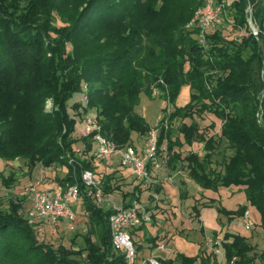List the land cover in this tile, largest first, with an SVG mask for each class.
Returning <instances> with one entry per match:
<instances>
[{
  "label": "trees",
  "instance_id": "1",
  "mask_svg": "<svg viewBox=\"0 0 264 264\" xmlns=\"http://www.w3.org/2000/svg\"><path fill=\"white\" fill-rule=\"evenodd\" d=\"M204 1L83 0L78 10L75 1L0 0V160L4 166L16 160L28 173L36 165L65 167L59 184L78 185L89 225L76 251L36 242L25 217L17 213L18 204L8 198L6 209L0 208V263H123L111 247L110 208L94 205L79 180L81 171H91L95 132L84 138H74L73 133L79 120L93 116L97 133L117 149L136 146L150 127L134 107L140 93L149 96L152 87L158 89V97L173 104L170 118L178 120L173 137L172 131L159 129L157 147L164 142V166L171 171L183 168L202 189L237 185L246 203L257 210L264 232V0H211L223 5L225 33L211 27L200 42L198 30L185 26ZM247 5L258 30L256 40L246 29ZM237 31L240 36L233 37ZM183 86L188 99L177 106ZM77 93L80 99L68 105ZM47 100L52 104L49 112L43 110ZM203 114L219 121L217 129L209 124L213 134L207 137L194 119ZM194 142L202 144L200 156L180 152ZM222 142L228 154L212 159ZM14 179L9 172L0 183L9 187ZM114 179L113 173L97 179L103 194L119 188ZM132 199L138 200L135 190ZM198 205L207 206L194 202V217ZM245 208L215 210L230 220ZM89 234L95 238L90 240ZM155 239H148L151 246ZM221 245L226 260L236 256V263L242 264L251 259L245 256V239L237 234L225 230ZM259 255L264 259V249ZM165 262L217 264L200 246L194 255L174 252Z\"/></svg>",
  "mask_w": 264,
  "mask_h": 264
},
{
  "label": "built area",
  "instance_id": "2",
  "mask_svg": "<svg viewBox=\"0 0 264 264\" xmlns=\"http://www.w3.org/2000/svg\"><path fill=\"white\" fill-rule=\"evenodd\" d=\"M222 12V4H214L211 0H205L195 10L185 27H195L198 30L197 38L201 42L203 40L202 33L206 29L211 27L224 29V24L220 18ZM244 12L246 14V29L256 40L258 30L252 20L249 5L246 6ZM240 34L241 32L237 31L233 34V37L240 36ZM151 93L152 95H158V89L152 87ZM81 102L84 104L85 97L81 98ZM158 122L163 129H166V121L162 123L158 118L156 123ZM75 130L78 138H84L91 132H95L92 137L94 160L107 162L116 154L119 168L127 170L134 181L140 185L142 184L144 188H148L151 184V174L165 164V145L163 143L158 150L159 131L157 128L148 129L140 146L128 145L121 149H117L111 141L97 133L98 126L93 116L83 117L81 121L75 124ZM79 180L85 188V194L94 205H106L110 208L107 223L111 247L114 253L122 257V264H167L165 260L174 256V252L164 242H157L154 246H148V253L145 255L137 251L131 237V230L150 221V211L138 200L132 199L126 206L110 202L105 198L97 179L89 170L81 171ZM78 193L77 184H65L63 187L51 188H40L38 184H30L21 194L23 202H26L25 208L21 211L22 215L28 223L45 222L50 225L67 219L70 223L69 228L73 229L72 224L75 220V213L68 201L79 200ZM239 218L244 230H251L256 225L247 208L244 209ZM200 248L210 252L217 264H237L238 258L236 256L226 260L221 239L205 237ZM154 251H159L163 255H157L153 253ZM259 254L260 251L242 264H264V259Z\"/></svg>",
  "mask_w": 264,
  "mask_h": 264
},
{
  "label": "rangeland",
  "instance_id": "3",
  "mask_svg": "<svg viewBox=\"0 0 264 264\" xmlns=\"http://www.w3.org/2000/svg\"><path fill=\"white\" fill-rule=\"evenodd\" d=\"M68 1H75L74 6L76 9H80L83 0H65L64 3ZM197 9V8H196ZM245 14V12H244ZM246 15V14H245ZM251 17L252 11H251ZM40 17H37V21H39ZM65 22V21H64ZM55 25H59V23H55ZM225 33V30L220 29ZM188 88L183 86L180 88L178 96L175 100V105L181 106L186 103L188 99ZM81 97L80 93L74 94L69 100L68 105L71 103L78 101ZM166 98L158 97V95H152L150 92L149 96H146L143 93H140L138 97V101L136 106L134 107V112L143 117L145 122L149 125L150 128H157L158 131L161 128L160 123H156V120L159 118L162 123L166 121V132L170 130L172 137L176 134L177 129V119H171L170 115L173 112L174 106L173 104L166 101ZM69 108V106H68ZM52 109V104L50 100H47L44 104L43 110L45 112H49ZM74 114V112L69 111V114ZM195 121L198 124L199 132H201L205 137L213 134L210 123H213L214 128L217 129L219 126V121L214 119L210 114H203L201 117H194ZM177 120V121H176ZM80 121V120H79ZM78 121V122H79ZM77 122V123H78ZM76 130H74L75 134ZM134 138V135H132ZM143 139H139L136 142V146H140ZM164 143V142H163ZM224 143L222 142L218 149L213 153L218 160L222 159L223 154L228 152L224 151ZM224 153V154H225ZM112 158L116 159L117 155H113ZM68 163L70 165L74 164L72 159H69ZM58 167V166H56ZM158 174L161 176L164 175V171L161 169L158 170ZM181 180L183 182V187L187 190L188 194L193 195L198 200H203L201 202L206 203L207 206H203L200 209L201 220L202 222H197L196 220H191L189 222L188 227L184 230V234L182 238H179L180 242L185 243V252L191 254L192 251L195 250V245L201 247L203 239L205 237H213L212 232L215 231L218 234L215 235L216 238L221 239L222 233L227 230L231 234H237L245 239V242L248 246L246 250L245 256L251 258L255 253L261 251L264 247V232L259 226V215L257 210L248 205L245 201L243 192L240 187L234 184H230L225 187H219L216 190L212 189H202L200 188L190 177L184 174L181 176ZM28 186V185H27ZM26 184H11L9 187H4L0 184V208L6 209L7 207V199L10 198L13 200V203L18 204L17 213L22 214V209L25 208L26 202H23L22 192L27 187ZM6 191V192H5ZM153 196V192L150 190L149 192ZM203 195V197H201ZM193 198V197H192ZM212 199L211 202L206 201L204 199ZM192 200V199H191ZM190 199L188 201H191ZM238 205H245L249 210L251 217L256 222V225L251 230H244L242 225L240 224V218L234 217L230 220L226 218V216L222 214H218V219L215 221L216 210L215 208L222 207L227 210L235 209ZM83 222L82 224L75 225L76 227L73 229L69 228V220L63 219L58 221L55 226L47 224L45 222H37V223H28V226L33 231L35 236V241L38 242L40 240L49 241L53 247L57 244L64 245L69 247L71 250L76 251L79 248V244L82 242V234L86 233L89 228V225L86 224V218L80 220ZM80 222V223H81ZM74 223V222H73ZM203 225V231L199 230L200 225ZM72 226H74L72 224ZM220 229V232H219ZM76 234V235H75ZM90 240L95 238L94 234H89ZM42 238V239H41ZM71 239H74L75 242H71ZM229 240V239H228ZM175 243V242H174ZM176 246V245H175ZM140 251V250H139ZM193 255V254H192ZM78 258L80 256H77ZM2 263L5 264L1 260Z\"/></svg>",
  "mask_w": 264,
  "mask_h": 264
},
{
  "label": "crops",
  "instance_id": "4",
  "mask_svg": "<svg viewBox=\"0 0 264 264\" xmlns=\"http://www.w3.org/2000/svg\"><path fill=\"white\" fill-rule=\"evenodd\" d=\"M75 136L77 137L76 133H73L74 138ZM76 147L80 149V143H78ZM187 151L194 152L200 156L202 154V144L194 142L190 146H183L180 149L182 153ZM90 162L91 172L96 179L103 175L113 173L116 178L113 182L117 181L116 184H119L118 189L104 194L107 200L115 204L129 203L131 201V193L135 190L138 195V201L150 211V221L141 225L140 229L135 228L131 232L134 245L139 246L137 251L140 254L145 255L148 253L147 248L151 245L148 239L151 236L156 237L155 244L157 242H164L172 252H179L187 256L194 255L197 252V244L195 245V250L192 251L191 254L183 251L187 248H185V243L179 240V238H182V235H185L184 230L188 227L191 220L202 222L200 218V209L203 207L198 205V216L194 217L195 215L192 214L191 206L194 202H201L203 200H198V198L188 194L187 190L183 187V182L181 180V176L185 172L183 168L171 171L169 166L163 165L160 168V170L162 169L164 171L163 176L158 174L157 170L151 174V184L149 187L144 188L141 184L139 186V191H136L137 189L135 187L139 183L134 181L127 170L119 168L117 158L114 159L111 157L107 162H97L92 158ZM9 172H13L15 178L12 184H26V186L38 184L40 188H51L56 186L62 187L59 181L64 178L67 169L59 166L43 169L41 166L36 165L28 173L26 172V168L16 160L8 162V166H4V162L0 160V178L8 175ZM150 190L153 192V196L149 193ZM123 194H125L124 197ZM201 197H203V195ZM189 199L192 200L188 201ZM204 200L205 202L208 201L206 198ZM68 203L75 213V220L73 223V227L75 228V225L82 224L83 222L80 220L85 218L82 204L80 199L77 201L69 200ZM101 207L107 208L108 206L101 205ZM217 219L218 213L216 212L215 221ZM200 227L203 229L202 224ZM180 229H182V232L178 234ZM153 253L163 255V253L159 251H154Z\"/></svg>",
  "mask_w": 264,
  "mask_h": 264
}]
</instances>
